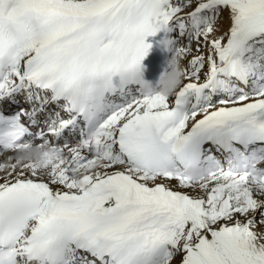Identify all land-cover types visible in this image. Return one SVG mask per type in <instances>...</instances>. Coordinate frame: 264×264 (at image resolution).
Here are the masks:
<instances>
[{"label":"snow or ice","instance_id":"1","mask_svg":"<svg viewBox=\"0 0 264 264\" xmlns=\"http://www.w3.org/2000/svg\"><path fill=\"white\" fill-rule=\"evenodd\" d=\"M0 264H264V0H0Z\"/></svg>","mask_w":264,"mask_h":264},{"label":"clouds","instance_id":"2","mask_svg":"<svg viewBox=\"0 0 264 264\" xmlns=\"http://www.w3.org/2000/svg\"><path fill=\"white\" fill-rule=\"evenodd\" d=\"M184 70L179 58L170 57L167 60V68L157 79V94L168 96L182 82Z\"/></svg>","mask_w":264,"mask_h":264},{"label":"bare ground","instance_id":"3","mask_svg":"<svg viewBox=\"0 0 264 264\" xmlns=\"http://www.w3.org/2000/svg\"><path fill=\"white\" fill-rule=\"evenodd\" d=\"M172 53L168 51V59L171 57ZM182 63H186V60L185 61H182Z\"/></svg>","mask_w":264,"mask_h":264}]
</instances>
